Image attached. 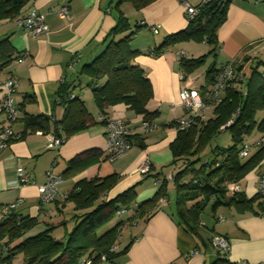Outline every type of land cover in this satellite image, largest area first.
<instances>
[{"label": "crops", "instance_id": "1", "mask_svg": "<svg viewBox=\"0 0 264 264\" xmlns=\"http://www.w3.org/2000/svg\"><path fill=\"white\" fill-rule=\"evenodd\" d=\"M189 1L197 3V0ZM114 3L115 0H31L28 8L34 6L44 14L48 25L46 32L36 35L26 32L16 20L9 21L13 24V28L7 30L11 32L10 41L25 57L22 61H13L0 75V81L8 76L17 78L18 87L14 93L17 108L19 103L28 101L25 106L27 113L48 115L50 122L59 120L64 107L57 102V95L65 85L79 96L96 121L65 139L60 147L53 148H47L48 140L44 133L36 130L21 136L23 125L20 118L14 123V130L19 137L0 151V208L15 202L18 214L37 219V225L25 235L35 234L46 226L56 225V222L62 223L64 212L70 204L64 203L63 198L75 182L83 178L116 174L117 183L109 191V197L135 186V201L130 209L151 198L162 180L175 172L171 165L169 145L177 135V120L186 113L180 104L181 88L188 86L197 91L207 89L209 84L205 75L211 62L220 67L224 64L237 65L248 58L241 87L244 86L248 66L257 62L264 64V0L228 2L226 19L217 29L216 55L209 56L206 63L191 74L182 72L180 53L183 52L188 59L206 54L211 49L206 42L176 44L162 50L159 55L151 51L161 43L162 35L181 30L188 24L181 1L154 0L139 8L133 26H137L138 30L131 38L130 46L142 53L135 61L145 69L152 85V98L146 107L154 114L144 118L122 103L105 108L103 117H120L126 121L132 142L124 154L109 162L106 160L104 123L100 119L91 88L87 86V78L84 77L86 81L83 82L80 73L82 66L99 53L103 47L101 40L116 24L118 14L112 7ZM63 4L69 7V17L62 19L56 10ZM140 20L160 25L158 33H152L146 26H138ZM73 54H78L79 58L76 66L70 67ZM21 115L18 109V117ZM144 120L151 122L153 129L144 131L141 128ZM2 122L3 115L0 114V124ZM88 151H91L90 154L95 152L97 160L73 175L66 174L57 186L55 198L41 204L37 185L46 181V171L53 165L54 173H63L72 158ZM146 159L150 162V170L138 172V167ZM104 162H109L110 166L101 172ZM18 166L32 173L34 183H19L16 176ZM238 183L241 186L240 193L246 198L257 196L252 209L239 212L235 206H220L213 212L209 202L200 215L202 224L199 221L196 224L197 235L192 236L177 223L176 201L184 190L177 189L173 181L167 179L166 195L158 200L154 213L145 222L136 219L133 223L130 233L132 242L127 252L111 261L101 259L97 264H210L218 256L209 242L211 233L221 234L228 239L230 248L226 256L231 261L264 264V217L261 215L257 181ZM191 204L189 201L179 207L186 210ZM125 244L119 243L118 249ZM2 250L4 256L5 248ZM20 256L16 255L11 264H24Z\"/></svg>", "mask_w": 264, "mask_h": 264}, {"label": "trees", "instance_id": "2", "mask_svg": "<svg viewBox=\"0 0 264 264\" xmlns=\"http://www.w3.org/2000/svg\"><path fill=\"white\" fill-rule=\"evenodd\" d=\"M152 1L154 0H115L114 4L118 8L122 3L128 2L139 9ZM30 2L31 0H0V26L9 21H18L26 13ZM227 6L228 2L209 1L185 28L166 34L161 43L151 49L152 53L159 55L170 46L190 40L196 43L204 41L211 46L206 54L189 59L183 55L179 61L184 74H191L201 68L209 56H215L217 53V29L226 19ZM117 14L116 24L101 40L103 49L89 63L82 66L80 74L87 78V86L91 88L101 117L105 114L107 106L122 103L135 114L148 118L154 114L146 107L152 98V85L145 69L135 61L142 53L130 46V40L138 27H131L121 9L118 8ZM10 34L11 32L7 31L0 32V75L13 61L24 55L14 48ZM247 61L248 58H244L241 63L231 66L237 71H243ZM220 67H216L215 62L209 63L205 75L209 85ZM248 68L247 80L243 87L242 81L239 85L230 83L224 91L222 101L214 107L212 116L198 120L188 129L178 130L169 145L172 153L171 165L175 171L171 175V181L177 189L184 190L176 201L177 223L192 236L197 235L196 224L209 202L213 212L220 206H235L237 211L245 212L252 209V204L257 199L256 195L246 198L243 193H234L228 188V184L241 181L254 170L264 153V114L259 122L255 119L257 112L264 110V64L257 62ZM67 88L65 85L62 87L57 99L70 94H73V98L66 101L57 100L63 105L64 112L61 119L53 122H50L48 115L27 113L25 106L28 101L18 104L22 113L18 117L23 125L21 136L38 130L43 133L52 132L67 139L96 123L84 102ZM236 109L238 113L232 116ZM229 120H233L232 123L222 128L221 126ZM102 122L105 123L104 119ZM224 129H230L232 145L227 148H213V157L202 161L200 154L204 148L215 134ZM254 131L259 134L250 138ZM128 138L131 141L129 135ZM260 138L262 144L257 146L255 154L248 159L240 156V151L247 141ZM90 152L72 158L62 173L63 178L66 174L73 175L95 162L98 155ZM117 179V175L113 173L75 182L63 198L64 203L72 204L73 213L68 221L74 222V226L70 231L65 229L59 239L52 234L56 225L46 226L32 235H25L37 225L35 217L22 216L15 209H11L6 215L0 214V264H11L16 255H21L24 264H85L86 260H90V264H97L102 255L104 260L111 261L126 253L132 241L121 249H110L115 245L125 224H132L136 219L145 222L150 218L158 200L166 195L167 178L162 180L159 189L151 198L135 204L132 209L130 208L136 196L135 186L114 197L108 196ZM189 201L192 202L191 206L181 210L179 205ZM121 208L127 209V213L130 212L129 218L98 234V228L111 220ZM61 224L65 225L66 221L63 219ZM216 252L218 256L210 264H239L231 261L226 253Z\"/></svg>", "mask_w": 264, "mask_h": 264}, {"label": "built area", "instance_id": "3", "mask_svg": "<svg viewBox=\"0 0 264 264\" xmlns=\"http://www.w3.org/2000/svg\"><path fill=\"white\" fill-rule=\"evenodd\" d=\"M184 7V15L189 22L193 20L200 9L209 1L212 0H197V3H192L189 0H180ZM220 2H230L232 0H218ZM248 1H261V0H248ZM57 15L60 18L69 17V7L67 4L61 5L56 10ZM26 32L31 34H40L48 30V25L45 21L44 14L40 13L35 7H29L26 13L17 21ZM138 26H146L152 33L157 34L160 25L147 24L144 20H140ZM183 56V52L180 53ZM25 55L19 57L17 61H22ZM79 55L73 54L69 66L75 67L78 62ZM183 75V73H181ZM245 77L244 71H237L231 65H221L219 71L214 77L213 82L204 91H197L188 86L182 87L179 91L180 104L185 110V115L177 120L176 129L184 130L192 127L198 120H205L208 118L206 111L212 107H215L222 101L224 91L227 89L230 83L239 85L240 81H243ZM18 87V80L14 76H8L4 80L0 81V114L4 116V121L0 124V151L6 148L10 142L19 137L14 130V123L18 118V108L14 101V93ZM73 94L63 95L58 98V101H66L72 99ZM63 99V100H62ZM238 113V109L232 114L235 116ZM104 119V132L106 135V160L109 162L114 161L116 158L124 154L131 146L132 142L129 140V130L126 125V121L120 117L103 118ZM233 120L227 121L221 127L224 128ZM154 125L144 120L141 123V128L144 131H150ZM39 133H43L38 131ZM47 137V148L60 147L65 141L64 138L55 135L52 132L44 133ZM262 144V139H254L253 141H247L240 151L241 157H247L252 146H259ZM150 162L146 159L138 167L137 171L140 173H146L150 170ZM17 180L21 184L34 183L32 173L26 170L22 166L16 168ZM168 180L172 179V176L167 177ZM63 180L62 173H54L53 165L46 171V181L43 184L37 185L39 193V199L41 204H46L52 201L57 194V186ZM228 188L234 193H238L241 190V186L238 182H232L228 184ZM257 192L259 196L261 215L264 217V169L260 172L257 178ZM164 201V199H162ZM16 203H10L0 208V214L6 215L11 209H15ZM127 209L121 208L117 211V214L127 213ZM221 219V218H220ZM134 222H132L133 224ZM202 224V223H201ZM209 242L211 247L221 253H227L230 248L228 239L218 233H211L209 235ZM118 248L117 245L111 247V251ZM104 259V255L101 256ZM90 260H86L85 264H90Z\"/></svg>", "mask_w": 264, "mask_h": 264}, {"label": "rangeland", "instance_id": "4", "mask_svg": "<svg viewBox=\"0 0 264 264\" xmlns=\"http://www.w3.org/2000/svg\"><path fill=\"white\" fill-rule=\"evenodd\" d=\"M112 7L114 8V10L117 13H118V8L121 9L125 13V16L128 19V22L130 23V25L132 27L135 25V21H136V18L138 16V12H137L138 9L132 7L131 4L128 3V2L122 3L118 8L115 6V4H113ZM11 28H13L12 22L4 23L3 25L0 26V32L7 31V30H9ZM145 33H148V32H145ZM163 37L164 36L162 35L161 38H163ZM186 43H188V45L196 44V42L190 40V41L181 43V45H185ZM102 49L103 48H101V50ZM200 50H202V49H200ZM84 77L85 76L83 75V77L81 78L83 80V82L86 81V78H84ZM246 80L247 79H245V82H246ZM213 109H214V107H212V108H210V109H208L206 111V115L208 116V118L210 116H212ZM263 114H264V110H261V111L257 112L256 118H255L257 122H259V120L261 119ZM226 123H227V121H226ZM258 134L259 133L257 131H254L250 138H253L254 136H257ZM231 145H232V140H231L230 129L220 130L217 134H215L213 136V138L209 141L208 145L204 148V150L200 154L201 160L205 161V160L211 159L213 157L212 156L213 148H215V147L227 148V147H229ZM255 147H257V146H252L251 147V149L249 151V156L246 157V159L250 158L253 154H255V152L257 150V148H255ZM109 166H110L109 162H104V165L102 167V171L101 172H104L106 167H109ZM263 169H264V153L262 154L261 159L259 160V163H258L257 167L254 170H252L248 175H246L241 181H257V178H258L260 172ZM64 213H65V215H63L62 219H64L66 221V224L64 225V224H61L60 222H56V227L52 231L53 236L55 238H57V239H59V238H61L63 236L65 229L67 231H70L72 229V227L74 226V222L68 221L69 216L72 215V213H73V209H72V204L71 203L67 205V209L65 210ZM129 214L130 213H126V214H117L116 213V215L111 220H109L108 222L104 223L103 225H101L98 228L97 233L98 234L103 233L105 230L109 229L110 227H112L114 224H116L117 222H119L121 220L126 221L129 218ZM133 225L134 224H131V222H129V223L124 225V227H123V229L121 231V234H120L118 240L116 241L115 245H117L119 243L120 244H125L126 242L123 243L124 241H127V243L125 245L130 243V241H131L130 240V238H131V234L130 233H132L133 228L131 229V227ZM41 226L39 227V229L41 228ZM44 228H46V227H44ZM20 259H22L21 256H20Z\"/></svg>", "mask_w": 264, "mask_h": 264}]
</instances>
